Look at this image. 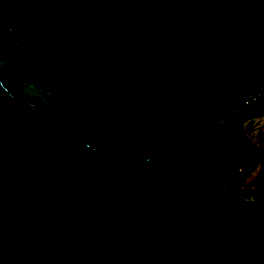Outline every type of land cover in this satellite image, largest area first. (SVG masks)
<instances>
[{"label":"trees","instance_id":"trees-1","mask_svg":"<svg viewBox=\"0 0 264 264\" xmlns=\"http://www.w3.org/2000/svg\"><path fill=\"white\" fill-rule=\"evenodd\" d=\"M0 46L5 84L74 96L95 136L131 126L233 194L260 158L246 198L264 204V128L258 154L245 138L264 102L243 106L264 93V0H0Z\"/></svg>","mask_w":264,"mask_h":264},{"label":"water","instance_id":"water-1","mask_svg":"<svg viewBox=\"0 0 264 264\" xmlns=\"http://www.w3.org/2000/svg\"><path fill=\"white\" fill-rule=\"evenodd\" d=\"M7 65L0 46V264H264V204L246 198L260 158L233 194L131 126L95 136L70 94L15 91ZM262 128L245 136L256 154Z\"/></svg>","mask_w":264,"mask_h":264},{"label":"built area","instance_id":"built-area-1","mask_svg":"<svg viewBox=\"0 0 264 264\" xmlns=\"http://www.w3.org/2000/svg\"><path fill=\"white\" fill-rule=\"evenodd\" d=\"M264 102V93H250L248 96L245 98L243 106L245 108H250L253 107L259 103ZM259 125L264 124V118L263 119H258ZM240 171H242L240 169Z\"/></svg>","mask_w":264,"mask_h":264}]
</instances>
